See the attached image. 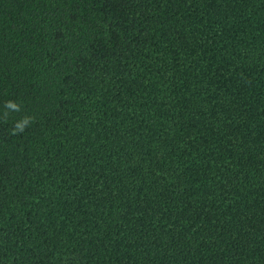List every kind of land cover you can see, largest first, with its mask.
<instances>
[{
    "label": "trees",
    "instance_id": "16d2710c",
    "mask_svg": "<svg viewBox=\"0 0 264 264\" xmlns=\"http://www.w3.org/2000/svg\"><path fill=\"white\" fill-rule=\"evenodd\" d=\"M10 99L0 264H264V0H0Z\"/></svg>",
    "mask_w": 264,
    "mask_h": 264
},
{
    "label": "clouds",
    "instance_id": "9594fccd",
    "mask_svg": "<svg viewBox=\"0 0 264 264\" xmlns=\"http://www.w3.org/2000/svg\"><path fill=\"white\" fill-rule=\"evenodd\" d=\"M22 111L21 103L15 100H7L0 108V124H7L13 113ZM36 117L30 114H23L19 118L12 120V126L8 129L7 135L21 136L35 123Z\"/></svg>",
    "mask_w": 264,
    "mask_h": 264
}]
</instances>
